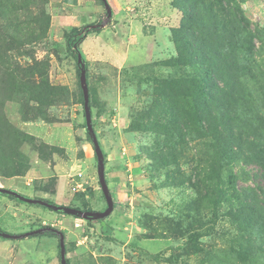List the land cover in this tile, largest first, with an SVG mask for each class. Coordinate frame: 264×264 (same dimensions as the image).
Instances as JSON below:
<instances>
[{"label":"rangeland","instance_id":"374dc122","mask_svg":"<svg viewBox=\"0 0 264 264\" xmlns=\"http://www.w3.org/2000/svg\"><path fill=\"white\" fill-rule=\"evenodd\" d=\"M107 1L109 18L101 0H0V186L82 210L106 207L84 127L80 70L66 44L67 33L79 27L113 201L125 190L122 204L142 236L181 233L167 235L172 244L165 251L145 253L101 228L109 216L89 222L63 214L71 231L63 233L69 264H264V228L236 217L244 203L232 189L264 213V0H237L254 37L256 74L243 83L250 96L241 98L232 125H198L194 117L184 81L193 69L175 61L183 13L173 0ZM250 139L257 146L247 151ZM228 141L238 151L234 159L223 153ZM134 164L141 174L129 176ZM75 181L82 188L73 189ZM0 199V229L9 234L51 225L45 219L60 214ZM2 233L0 243L8 245L0 246V264H55L59 234ZM146 241L133 244L162 247Z\"/></svg>","mask_w":264,"mask_h":264},{"label":"trees","instance_id":"16d2710c","mask_svg":"<svg viewBox=\"0 0 264 264\" xmlns=\"http://www.w3.org/2000/svg\"><path fill=\"white\" fill-rule=\"evenodd\" d=\"M173 4L183 13L180 26L176 30L177 58L175 61L177 64L188 65L193 69V77L184 81L188 83L185 91L188 90L189 94L186 95L192 98L194 117L200 123L198 125L204 122L205 124L202 125H232L234 118L232 114L240 108L241 98L250 96L246 93L243 95V83L245 85L249 83V80L254 79L256 74L252 57L254 37L249 21L243 15L237 0H173ZM85 35V33L82 34V29L79 27H73L66 35L67 47L72 50L76 60L77 54L80 53L79 43ZM82 61L86 67L83 57ZM77 64L79 66L78 62ZM205 115L207 117L204 119ZM187 125H190V122ZM84 127L86 128V124ZM93 129L97 133L95 125H93ZM232 130L233 128L230 127V140H235ZM216 132L217 130L214 134ZM86 133L88 140L92 143L87 130ZM241 140L243 139L241 138ZM228 142L231 143L230 146L227 145ZM228 142L224 144L223 153L229 159H234L238 156V151L234 149L233 142ZM248 143L247 151L256 149L257 145L252 139L248 140ZM241 152L244 154L245 150L241 149ZM104 157L106 163L105 152ZM233 178L234 176L230 174V184H234ZM232 189L235 194L234 198L244 203L236 217L242 216L245 221L255 222L264 228L262 208L255 204L242 202L234 185H232ZM248 195L254 200L257 199L254 191L249 192ZM248 195L245 194L244 197L248 198ZM46 201L51 202L47 199ZM116 205L117 203L114 202V208ZM246 206L249 210H246ZM0 231L4 232L2 229ZM59 232L66 231L52 225H45L43 230L38 231L35 235L58 236ZM179 233H181L179 229L171 232L165 229L160 233L144 234L143 236L156 238L167 237L169 234L175 237L179 236ZM0 237H2L1 234ZM66 264H69L67 256Z\"/></svg>","mask_w":264,"mask_h":264},{"label":"water","instance_id":"95a60500","mask_svg":"<svg viewBox=\"0 0 264 264\" xmlns=\"http://www.w3.org/2000/svg\"><path fill=\"white\" fill-rule=\"evenodd\" d=\"M107 13V17H111L112 15V9L108 3L107 0H101ZM77 62L80 66V85L82 88V94H83V114L86 124V130L88 131V134L91 137L95 157H96V170H97V177L98 182L102 191V194L104 196L106 207L103 210H82L76 207H70L68 205H57L51 202L46 201L42 198H34L29 197L27 195H24L23 193L12 189L7 188L4 186H0V194H4L6 196L18 199L20 201H24L30 204H36L39 206L47 207L52 211L65 214V215H72L76 216L81 219L85 220H99L103 219L107 216H109L113 210H114V201L111 194V191L109 190L106 176H105V160H104V150L99 142V139L93 129L92 124V116H91V110L89 106V94H88V87L86 82V72H85V65L82 61V54H77ZM43 228H39L36 230H32L29 232H25L22 234H9L6 232H3L2 235L9 237V238H21L26 236H33L38 231H42ZM59 262L60 264H66V250H65V243H64V235L63 233L59 232Z\"/></svg>","mask_w":264,"mask_h":264},{"label":"crops","instance_id":"0c3cea01","mask_svg":"<svg viewBox=\"0 0 264 264\" xmlns=\"http://www.w3.org/2000/svg\"><path fill=\"white\" fill-rule=\"evenodd\" d=\"M128 170H130L129 176H137L141 174L142 168L140 164H134L132 165ZM136 170V172H134ZM121 173V171L119 172ZM124 191H118L117 192V199L116 202L117 205L115 206L116 209H114V212H112L111 215H109L107 221H104V223L101 224V228L107 232H110V235L116 237L121 245L124 247H131L134 250L139 249L142 250L145 253H156V252H162L165 251L167 248L170 247L172 244V241L169 237H156V238H146L141 234V230H138L136 225L134 224L133 220L130 219L131 214L125 211V206L122 204L123 200L121 199L124 195ZM113 193V192H112ZM128 198V197H127ZM129 197V199H131ZM116 199V198H115ZM114 199V200H115ZM1 200V199H0ZM68 202V197L62 196L61 201ZM65 215L63 214H56L54 216H49L45 220L49 221L51 225L58 229H63L65 231H70L69 226L66 224L67 219H64ZM78 218H73V220H77ZM73 223V221H70ZM76 226H79L81 223H75ZM71 232V231H70ZM134 239H139L140 241H152V242H159L161 243V248L158 250H148L147 248H143L140 246H137L133 244ZM147 242V241H146ZM8 245L7 243H0V246ZM8 251V250H6ZM2 251H0L1 253ZM55 264H60L59 258H56Z\"/></svg>","mask_w":264,"mask_h":264},{"label":"built area","instance_id":"2783aa9c","mask_svg":"<svg viewBox=\"0 0 264 264\" xmlns=\"http://www.w3.org/2000/svg\"><path fill=\"white\" fill-rule=\"evenodd\" d=\"M81 175H82L81 172H78V173H77V176H81ZM76 188H82V184H81V182H79V181H75V183H74V185H73V189H76Z\"/></svg>","mask_w":264,"mask_h":264}]
</instances>
